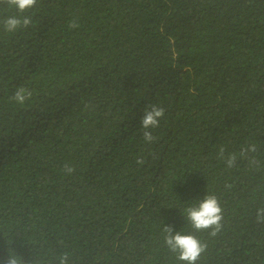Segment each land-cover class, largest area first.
Returning a JSON list of instances; mask_svg holds the SVG:
<instances>
[{"label":"trees","instance_id":"trees-1","mask_svg":"<svg viewBox=\"0 0 264 264\" xmlns=\"http://www.w3.org/2000/svg\"><path fill=\"white\" fill-rule=\"evenodd\" d=\"M21 15L32 24L5 31ZM151 105L165 115L147 142ZM207 194L223 210L216 236L185 213ZM261 208L264 0L0 3V264L11 251L26 264H187L164 226L207 243L196 264H264Z\"/></svg>","mask_w":264,"mask_h":264},{"label":"clouds","instance_id":"clouds-1","mask_svg":"<svg viewBox=\"0 0 264 264\" xmlns=\"http://www.w3.org/2000/svg\"><path fill=\"white\" fill-rule=\"evenodd\" d=\"M0 3L7 4L15 7L21 14L27 10L32 9L37 4V0H0ZM32 24V17L28 15L21 16H9L3 20L5 31L12 33L20 29L21 27L27 28ZM70 27H78V24L73 21ZM31 97V92L24 88L19 87L14 96L11 98L17 103L23 104L26 99ZM165 115V109L160 106L151 105L145 109L144 115L141 119V125L145 130L143 132L144 139L147 142H152L155 137L151 128L159 126L160 120ZM256 145L251 144L244 148L240 152V156L247 158L249 152H255ZM225 149H220V156H224ZM237 156L230 154L226 160L228 167H233L236 163ZM137 163L142 164L143 160L138 159ZM251 164H258L259 161L252 159ZM64 171L67 174H71L74 168L65 165ZM187 219L196 231L211 229L210 235L216 236L222 228L223 210L216 195L207 194L198 205L188 207L185 210ZM257 222L264 223V208L257 211ZM164 233H166L164 239L168 248L175 253H178L177 259L185 261L187 264H196L208 247L207 243L201 242L198 237L193 234H182L181 232H175L171 226H164ZM35 262V261H34ZM5 264H26V261L22 256L17 255L11 251ZM59 264H68V254L64 253L59 257Z\"/></svg>","mask_w":264,"mask_h":264}]
</instances>
